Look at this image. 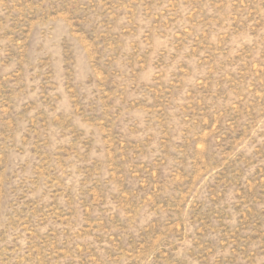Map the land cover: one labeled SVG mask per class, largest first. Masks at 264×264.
<instances>
[{"label": "rangeland", "instance_id": "1", "mask_svg": "<svg viewBox=\"0 0 264 264\" xmlns=\"http://www.w3.org/2000/svg\"><path fill=\"white\" fill-rule=\"evenodd\" d=\"M0 264H264V0H0Z\"/></svg>", "mask_w": 264, "mask_h": 264}]
</instances>
